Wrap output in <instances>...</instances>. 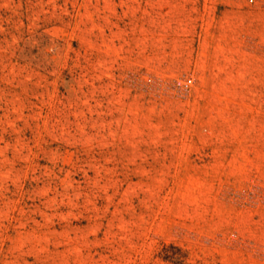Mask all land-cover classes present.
I'll use <instances>...</instances> for the list:
<instances>
[{"label": "rangeland", "instance_id": "1", "mask_svg": "<svg viewBox=\"0 0 264 264\" xmlns=\"http://www.w3.org/2000/svg\"><path fill=\"white\" fill-rule=\"evenodd\" d=\"M0 264H264V0H0Z\"/></svg>", "mask_w": 264, "mask_h": 264}]
</instances>
